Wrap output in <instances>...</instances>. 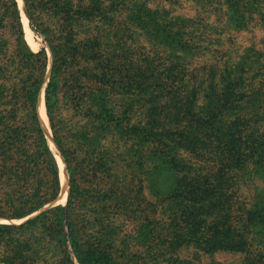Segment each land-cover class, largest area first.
<instances>
[{"label": "trees", "instance_id": "16d2710c", "mask_svg": "<svg viewBox=\"0 0 264 264\" xmlns=\"http://www.w3.org/2000/svg\"><path fill=\"white\" fill-rule=\"evenodd\" d=\"M185 1L190 16L178 0H23L31 21L57 24L43 102L69 181L64 208L45 209L60 189L36 110L47 60L0 0V218L39 212L0 232L39 228L59 264H264V0ZM121 22L150 47L135 71L103 49ZM156 168L173 172L171 196L148 179ZM6 248L0 264H39Z\"/></svg>", "mask_w": 264, "mask_h": 264}, {"label": "rangeland", "instance_id": "374dc122", "mask_svg": "<svg viewBox=\"0 0 264 264\" xmlns=\"http://www.w3.org/2000/svg\"><path fill=\"white\" fill-rule=\"evenodd\" d=\"M15 1L17 5V11L20 19V26L25 44L32 52H37L43 49L44 54L46 56L47 64L45 69V76H44L43 84L39 91L40 93H42L43 96L44 87L46 86V83L49 79V67L51 62V55L49 54V52H47V47H46L47 43L44 39V36L46 37V39L52 40L54 38L53 36L56 34L57 24L54 22V19L51 18V16H48L49 15L48 12H46V16H42V14H40L39 16L35 15V21L34 22L31 21L28 18V14L24 6L23 0H15ZM172 10L174 14H181L187 16H190L191 14L194 13L192 6L189 5L185 0H178V2L173 6ZM117 19L120 21H125L124 20L125 13L122 12L121 14H118ZM37 24L40 30L44 32V35H41L40 31L37 29ZM115 29H116V35L113 38L107 36L102 40V42L104 43L103 49L108 54L112 55V58L118 63L119 70L130 69L135 71V69H137L138 66H142L144 64L145 61L144 56L150 52V47L148 46L147 43L141 40V37L139 38L136 36L135 34L136 32L132 28H128L127 25L124 24L123 22L117 24L115 26ZM27 34L29 36L31 43H29L27 39ZM148 60L149 62H151V64H154L153 58L150 55L148 57ZM44 116L48 128V137L51 143L53 144L51 132L49 129V124L45 114V108H44ZM46 143H47V139H46ZM53 146L55 147V145ZM82 157L83 154L80 151H77L76 156L69 155L70 166L75 174L74 177L75 184L78 186L81 185L82 177L85 172L84 169L81 168L83 167V164L79 165L78 162V160ZM148 176H150V178L152 179L154 187H156L158 191H162L165 197L171 196L176 191L175 177L171 170L156 168L153 172L149 173L147 177ZM65 202L66 200L62 205H65ZM55 206H58V204L53 203L49 207H46L45 209H49ZM36 215L37 214L27 219H30ZM22 222L24 221L22 220L8 221L0 218V224H12L16 226L21 224ZM40 231L41 230L39 228L31 227V229L28 228L23 232H11L10 234H5V232H0V258L4 256L3 252L7 249L6 245H9V247L14 246V250H16L17 248H20L21 250L27 249L26 254H31L32 259L37 260V263L39 264H42V261H46L47 264H59V261L61 260L60 252H58L54 248L53 244L50 247H47L46 240H43L41 238L42 234L40 233ZM141 256L143 257L137 261V264H153L152 258H154L155 256L146 255L142 253ZM166 256L167 255H165L164 257ZM179 256L181 258L191 259L193 257V252L180 251ZM240 259L241 257L236 255H216L210 259L205 256L202 257L200 256L199 263H208L209 261L213 260L212 261L213 264H239Z\"/></svg>", "mask_w": 264, "mask_h": 264}, {"label": "bare ground", "instance_id": "6f19581e", "mask_svg": "<svg viewBox=\"0 0 264 264\" xmlns=\"http://www.w3.org/2000/svg\"><path fill=\"white\" fill-rule=\"evenodd\" d=\"M27 39H28L29 43H31L28 34H27ZM36 110H37L39 122L41 124V128H42L45 136L47 135L46 138H47V141L49 144V149H50L51 153L53 154V156L57 162V165H58V171H59V176H60V178H59V180H60V193H59V197L55 203L58 205H62L65 201L66 194H67V178H66V173H65L63 162H62L58 152L56 151L55 147L53 146V144L51 143V141L49 140V137H48V128H47L46 119L44 116V105H43L42 93H40V95L38 97Z\"/></svg>", "mask_w": 264, "mask_h": 264}, {"label": "water", "instance_id": "95a60500", "mask_svg": "<svg viewBox=\"0 0 264 264\" xmlns=\"http://www.w3.org/2000/svg\"><path fill=\"white\" fill-rule=\"evenodd\" d=\"M47 52H48V50H47ZM38 98V97H37ZM36 104H37V102H36ZM40 124V123H39ZM54 145V144H53ZM59 154V153H58ZM60 156V155H59ZM61 158V157H60ZM62 160V159H61ZM63 162V161H62ZM63 165H64V163H63ZM64 169H65V167H64ZM65 173H66V169H65ZM66 178H67V173H66ZM67 182H68V178H67ZM59 193H60V189H59V192H58V195H59ZM67 194H68V184H67ZM67 194H66V196H67ZM58 197V196H57ZM65 200H66V198H65ZM55 202V201H54ZM53 202V203H54ZM52 203V204H53ZM51 205V204H50ZM50 205H48V206H46V207H49ZM62 208H64V205H62L61 206ZM39 212H37V213H35V214H38ZM35 214H33V215H35ZM33 215H31V216H33ZM31 216H29V217H31ZM29 217H27V218H29ZM27 218H25V219H27ZM25 219H23L22 221H25Z\"/></svg>", "mask_w": 264, "mask_h": 264}]
</instances>
